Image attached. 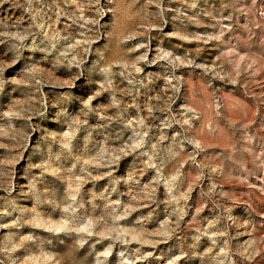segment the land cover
I'll list each match as a JSON object with an SVG mask.
<instances>
[{
    "label": "clouds",
    "instance_id": "obj_1",
    "mask_svg": "<svg viewBox=\"0 0 264 264\" xmlns=\"http://www.w3.org/2000/svg\"><path fill=\"white\" fill-rule=\"evenodd\" d=\"M0 148V264H262L264 0H0Z\"/></svg>",
    "mask_w": 264,
    "mask_h": 264
},
{
    "label": "rangeland",
    "instance_id": "obj_2",
    "mask_svg": "<svg viewBox=\"0 0 264 264\" xmlns=\"http://www.w3.org/2000/svg\"><path fill=\"white\" fill-rule=\"evenodd\" d=\"M209 3H211V0H209ZM4 151H5V149L0 148V153H3ZM0 159H2V158H0ZM17 167H19V165H17ZM3 194H4V189L2 187H0V195H3ZM39 222L43 223V221H39ZM48 227L58 229L60 226L56 225V224L49 223ZM91 227H92L91 225H85V226H83V228L81 230L82 231H89ZM6 231H7V229H0V232H6ZM261 255H264V253H261ZM114 256H115V252L112 253V257H110V259L113 258ZM180 264H183L182 260L180 261ZM262 264H264V262H262Z\"/></svg>",
    "mask_w": 264,
    "mask_h": 264
}]
</instances>
